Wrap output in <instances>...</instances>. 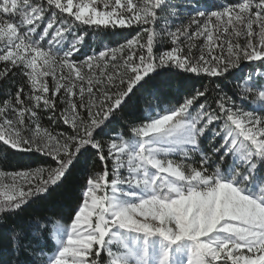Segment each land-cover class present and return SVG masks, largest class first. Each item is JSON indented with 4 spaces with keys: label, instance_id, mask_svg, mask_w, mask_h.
<instances>
[{
    "label": "snow or ice",
    "instance_id": "6c2138e0",
    "mask_svg": "<svg viewBox=\"0 0 264 264\" xmlns=\"http://www.w3.org/2000/svg\"><path fill=\"white\" fill-rule=\"evenodd\" d=\"M89 40L100 50L74 59ZM0 64V144L52 161L0 170V222L61 188L82 157L88 172L67 219L31 218L6 244L0 237V254L29 251L27 264H264V0H0ZM165 71L244 87L172 95ZM141 89L158 103L128 138L98 139ZM41 113L68 130L44 127ZM89 149L102 170L88 169Z\"/></svg>",
    "mask_w": 264,
    "mask_h": 264
},
{
    "label": "trees",
    "instance_id": "16d2710c",
    "mask_svg": "<svg viewBox=\"0 0 264 264\" xmlns=\"http://www.w3.org/2000/svg\"><path fill=\"white\" fill-rule=\"evenodd\" d=\"M190 0H172L173 4L186 5ZM223 2V0H221ZM66 15V14H65ZM186 22L187 16L181 17ZM171 21H176V26H179V20L176 17H171ZM161 26H165L164 22L161 21ZM174 30V29H173ZM138 31L135 26L132 29H117L118 38H113L110 42V46L115 47L118 44L124 42V37H131ZM100 50L98 45L92 40H89L88 46L84 47L79 54H77L74 59L82 60L85 55H91L93 51ZM3 65L0 64V68ZM242 67L248 70L252 67L249 62H243ZM164 75H169L174 81L173 93L175 94V89H186L191 91L193 88H200L201 85H208L214 87L215 84L219 83L224 88V90L231 95L235 90H242L244 87L243 81H234L231 77L227 80H212L208 77H195L189 73L175 72L169 73L164 72ZM16 85L23 83V77L16 72L13 78ZM160 76L153 77V80L145 86L146 88H151L153 83H159ZM15 87L11 91L15 92ZM27 91V89H25ZM164 95L168 96L169 92L167 89L164 90ZM5 97L3 93H0V100ZM158 103L155 99L150 97L144 89L134 95L131 100L128 101L126 107L116 113L115 117L112 119L111 124L104 132L98 133L97 138L107 141L109 136H116L123 133L125 138L130 135L129 126L132 123L140 122L146 115V109L151 105L155 106ZM159 103H163L160 101ZM48 115L50 113H41V122L44 127H49L51 130L55 131H65L68 130L67 126L62 123L50 124L48 120ZM52 161L48 157H44L41 153H20L15 150H6L2 144H0V170L6 172H14L19 170H27L29 168H34L39 164H51ZM87 167L90 171L102 170V163L95 158V150L89 149V157ZM108 167L111 169V161L108 162ZM88 172L84 170L83 157L81 158V163L77 164L73 168L72 173L69 175L65 184L57 189L55 192L51 193L43 199L33 200L26 208L22 211L16 213L14 216L5 217L3 222H0V237H3V242L7 243V233L12 228H19L22 224H26L33 217H58L63 215L65 219L71 215V205L79 199V188L84 181L85 176ZM111 179V177H109ZM51 247V245H49ZM32 259L29 251H20L19 253L13 251L11 248L3 254H0V264L4 261H11L12 264H27V262Z\"/></svg>",
    "mask_w": 264,
    "mask_h": 264
},
{
    "label": "rangeland",
    "instance_id": "374dc122",
    "mask_svg": "<svg viewBox=\"0 0 264 264\" xmlns=\"http://www.w3.org/2000/svg\"><path fill=\"white\" fill-rule=\"evenodd\" d=\"M203 42V40H202V38H201V40H198L197 41V43H202ZM199 53L197 52V55H198ZM42 123V122H41Z\"/></svg>",
    "mask_w": 264,
    "mask_h": 264
}]
</instances>
